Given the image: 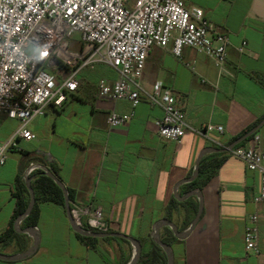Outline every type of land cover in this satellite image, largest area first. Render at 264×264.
Listing matches in <instances>:
<instances>
[{
	"label": "crops",
	"instance_id": "obj_1",
	"mask_svg": "<svg viewBox=\"0 0 264 264\" xmlns=\"http://www.w3.org/2000/svg\"><path fill=\"white\" fill-rule=\"evenodd\" d=\"M183 1L186 7H201L205 18L228 35L224 68L220 70L210 57L189 46L182 48L180 58L172 53L171 44L167 49L153 46L142 83L148 89L156 81L169 86L191 128L179 142L163 138L156 124L162 110L146 98L133 108L128 100L114 102L98 94L100 79L112 83L117 76L110 65L95 62L81 68L77 89L67 94L61 107L49 103L44 114L30 120L28 128L35 137L20 139L0 168V231L14 212L17 178L26 182V171L33 164L49 168L53 164L68 196L71 193L70 205H101L110 224L104 233L111 235L91 236L94 240L88 243L93 248L77 236L65 205L41 202L34 234L15 228L24 234L26 246L17 239L0 243L5 255L20 254L38 240L35 250L23 258L0 257V264H128L137 248L115 233L135 238L139 258L144 251L152 260L148 264H167V253L155 240L154 229L169 220L184 231L188 226H181L194 202L201 204V214L188 235L180 238L170 225L159 226L162 240L168 229L176 236L170 244L172 264H264V202L253 200L260 189V174L224 150L264 118V0ZM243 42L246 46L240 52ZM74 44L78 48L79 43ZM113 108L119 113L134 110V115L110 130L107 115ZM209 123L221 125L223 131L195 130ZM18 127V119L3 115L0 141ZM255 132L262 136L264 152V124ZM251 140L240 146H248ZM224 153L217 173L202 188L188 187L192 180H184L194 173L198 161ZM197 189L200 197L190 193ZM254 212L258 214L256 253L247 251L244 241L245 225Z\"/></svg>",
	"mask_w": 264,
	"mask_h": 264
},
{
	"label": "built area",
	"instance_id": "obj_2",
	"mask_svg": "<svg viewBox=\"0 0 264 264\" xmlns=\"http://www.w3.org/2000/svg\"><path fill=\"white\" fill-rule=\"evenodd\" d=\"M77 35L78 48L70 47ZM228 35L209 22L199 6L183 0H0V125L3 115L19 120V127L0 141V168L20 139L31 140L32 118L45 113L49 103L61 107L78 87L77 73L95 62L116 71L112 83L98 81V94L114 102L128 100L135 108L144 97L162 110L156 120L160 136L179 142L188 128L184 112L172 89L161 81L152 88L142 83L143 69L153 46L180 58L184 46L210 57L222 70L227 58ZM246 42L239 46L244 51ZM134 110L107 115L108 128L129 121ZM223 131L207 124L198 133ZM250 170L259 172L255 203L264 202V152L262 136L255 132L248 146L229 149ZM45 166L33 164L26 177ZM48 167V166H46ZM49 168V167H48ZM74 222L88 230L108 232L102 206L94 202L71 206ZM245 247L258 252V214L249 215L244 229Z\"/></svg>",
	"mask_w": 264,
	"mask_h": 264
},
{
	"label": "trees",
	"instance_id": "obj_3",
	"mask_svg": "<svg viewBox=\"0 0 264 264\" xmlns=\"http://www.w3.org/2000/svg\"><path fill=\"white\" fill-rule=\"evenodd\" d=\"M244 131L243 133H245ZM242 133V134H243ZM254 134L245 138L242 142L238 143L235 147L240 146L245 140L250 139ZM226 153L221 154L220 156H215L210 159L202 158L199 164V172L195 179H193L189 184V188H202L207 181L217 173L218 167L226 158ZM51 168L55 174H57V168L55 165L51 164ZM30 185L34 191L35 204L28 215H26L21 223L23 228L28 226H34L37 224L39 219V203L50 201L55 202L61 205H65V195L63 189L59 186V184L54 180L53 177L47 175L42 170H37L32 174V178L30 181ZM13 196L15 198V208L12 214V217L8 223V225L0 231V243L8 244L13 239H17L18 241H22V247L26 246V239L24 234L18 233L15 230L14 222L16 218L25 212L30 195L29 189L27 187L26 182L17 178L15 181V189L13 192ZM69 196L71 193L69 192ZM174 206V200L169 205V208ZM191 215L188 217L186 221L183 222L181 228H185L189 226L193 220V217L197 214L199 206L197 203H193L191 207ZM77 236L86 244L91 245L93 248L95 246L91 243H88V240H94V237L87 236L81 233H77ZM176 240V236L168 229L166 236L163 237V241L167 244H172ZM155 249H158V245H155ZM152 261L147 254L142 251L140 258L136 264H148Z\"/></svg>",
	"mask_w": 264,
	"mask_h": 264
},
{
	"label": "water",
	"instance_id": "obj_4",
	"mask_svg": "<svg viewBox=\"0 0 264 264\" xmlns=\"http://www.w3.org/2000/svg\"><path fill=\"white\" fill-rule=\"evenodd\" d=\"M264 124V118L263 120L260 122V124H258L256 127L252 128L251 130L245 132L243 135L239 136L238 138H236L228 148H225L224 150H229L233 147H235L238 143H240L243 139L247 138L248 136H250L251 134H253L255 131H257L262 125ZM44 168V172L53 177L54 180L59 184V186L63 189L64 191V195H65V207H66V210H67V214H68V217H69V220L73 226V228L78 232V233H81V234H84V235H87V236H107V235H111V233H104V232H97V231H93V230H88V229H85L79 225H77L73 218H72V215H71V205H70V202H69V196H68V192H67V189L65 188L64 184L61 182V180L58 178V176L53 172V170L51 168H48V167H43ZM198 172H199V161L197 162L196 164V169L194 171V173L185 178L184 181H189V180H193L196 178V176L198 175ZM31 178L32 176H28L26 177V184H27V187L29 189V195H30V199H29V203H28V206L25 210L24 213H22L21 215H19L17 218H16V221H15V228L19 231H24V232H28L30 234H34V230H35V226H28V227H25V228H22V227H19L20 226V222L21 220L30 213V211L32 210L34 204H35V197H34V191L30 185V181H31ZM190 193L192 194H196L200 197V190H192ZM200 214H201V204L199 205V209H198V212L195 216V218L192 220V222L190 223V225L184 230V231H179L177 230V227L176 225L172 222V221H169V220H163L161 222H159L157 224V226L155 227L154 231H155V240L165 249L166 253H167V256H168V263L167 264H172L173 262V252H172V249H171V246L167 243H165L161 238H160V235H159V226H161V224H167V225H170L175 233L176 236L180 237V238H183L185 237L186 235L189 234V232L193 229V227L196 225L197 221L199 220V217H200ZM117 235H122L124 236L126 239L130 240L133 244H135L136 248H137V251H136V254H135V257L128 263V264H135L137 262V259L139 258V253H140V248H139V245H138V242L135 238L131 237V236H128V235H124V234H120V233H115ZM37 243H38V240L35 241L34 245H32L30 248H28L26 251L20 253V254H16V255H5L3 253L0 252V257L1 258H7V259H14V258H23V257H26L27 255H29L30 253H32L36 246H37Z\"/></svg>",
	"mask_w": 264,
	"mask_h": 264
},
{
	"label": "rangeland",
	"instance_id": "obj_5",
	"mask_svg": "<svg viewBox=\"0 0 264 264\" xmlns=\"http://www.w3.org/2000/svg\"><path fill=\"white\" fill-rule=\"evenodd\" d=\"M77 38H78L77 35H75L73 38H71V39L69 40V41H70V47H71V48H76V47H75L76 45H75L74 43L77 42ZM74 41H75V42H74ZM154 237H155V234H154Z\"/></svg>",
	"mask_w": 264,
	"mask_h": 264
}]
</instances>
